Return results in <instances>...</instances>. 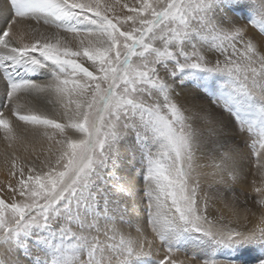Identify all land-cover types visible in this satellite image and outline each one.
<instances>
[{"label": "snow or ice", "instance_id": "obj_1", "mask_svg": "<svg viewBox=\"0 0 264 264\" xmlns=\"http://www.w3.org/2000/svg\"><path fill=\"white\" fill-rule=\"evenodd\" d=\"M122 9L109 15L114 5L102 0L0 8V127L10 131L7 115L17 117L31 145L22 163L12 159L20 178L9 187L20 198L0 199V264H176L170 255L190 242L213 253L189 264H245L236 253L252 250L264 264V227H217L205 191H232L244 160L235 141L259 128L253 190L264 213V0H132ZM41 17L78 46L25 24ZM36 72L51 79L27 78ZM46 91L64 123L21 114L22 100ZM38 138L52 143L37 147ZM205 150L211 164L199 162ZM157 239L167 248L159 260Z\"/></svg>", "mask_w": 264, "mask_h": 264}, {"label": "rangeland", "instance_id": "obj_2", "mask_svg": "<svg viewBox=\"0 0 264 264\" xmlns=\"http://www.w3.org/2000/svg\"><path fill=\"white\" fill-rule=\"evenodd\" d=\"M102 3H111V4H113L114 5V10H118L117 14H122V12H126L127 11V9H121L122 8V5L125 4V3L131 4L132 3V0H102ZM244 13H246V11ZM244 13H237V14L238 15H242V16L243 15L244 16H247ZM110 14L111 15H117L116 14V11L115 12H111ZM257 14H255V15H257ZM258 17H259V15L256 16V19H260V17L259 18ZM245 21H242V22L247 23V21L246 22ZM249 27L251 28L252 31L257 32V33L259 32V28H257L255 25H249ZM85 66H88V64H86ZM42 128L43 129L48 128V130L51 131L50 126H42ZM12 136L13 135H11V136L8 135L9 139H11V138L14 139ZM1 137H2V140H0L1 141L0 142V146H1L0 149H2V150L0 151V155H3L5 157H7L8 155H6L4 152H8V153L11 152L13 150L12 148H14L13 147L14 142L11 143L12 144L11 145L10 142H8L7 140L5 141L3 139V135ZM241 140L243 141L242 143L240 142ZM254 140L251 142L252 144L249 143L250 145L248 144L247 146L246 145L245 146L243 145L244 143H246L245 142L246 139H240L238 137L237 138V141L235 142V143H239V145H240V147H241V149H242V151L244 153V160H243V162H246L245 159H247V151L250 150L249 152H250V154L252 153V155H250L249 158L251 159V161H250V159H249V161H250V163L252 165L254 163L253 160L255 159V157H254L255 155H253L255 153V151L253 153V149L254 150H258V147H259V146H257V145H259V140H255L256 141L255 142L256 148L253 147ZM41 142L42 141H40L39 138H38L37 147H39V144ZM47 143H48L47 146H44L45 148H47L48 145L51 144L52 142L48 141ZM12 155L13 156L11 158L13 159V157H15L16 160H17V164L19 165L20 163H22L23 158L26 157L28 154L25 153L24 154V157H23L22 155H17L16 153L14 154V152H13ZM198 155L200 157H202L199 160V162H201L202 164H211L212 163L211 158H210V153L207 150H205L202 154L201 153L200 154L198 153ZM203 158H204V160H203ZM249 166H251V165H249ZM8 167L9 168L6 170V179L0 177V199H4L6 203H9L10 204L13 200H18L20 198L18 192L14 193V192L11 191V188H16L17 187L18 180H19L20 177H19V172L13 169V167H12V161H11V165H9ZM205 171H210V169L209 170L205 169ZM246 172H247V173H245L246 179H248L247 177L251 176V174H248V171H246ZM139 174H140V172H139V165H137L136 166V175L139 176ZM26 175H27V173H26ZM9 177L11 179L7 180V178H9ZM244 179H245V176H243V173H242L241 179L239 181H237V182L232 183V191H229V192H225L223 187L219 188V190L212 189L210 191L205 187V191H208V195L211 198L210 201H209V207H210V213H211L210 216H209V219L216 221L217 227H220V226H228V227H231V225L233 224L232 221L234 220V218L236 217V219H237L241 215L242 216H245V218L251 219V223H254V221H257L258 220V218H256V216L262 217V215H264V213H262L259 210L260 209V206H259V208L249 207V206L255 204V201L257 199V194L255 193V191L253 190V188L251 189V187H249L251 185V183L250 182H247L248 180L245 181ZM246 183H248L247 185H249V186H247ZM9 186H11V188ZM138 186L142 187V183L140 185H138ZM219 191H220V193H219ZM234 196L236 197V200L233 199ZM238 197H241L240 199H242L241 200L242 202H240V199ZM229 200H232V201L234 200L237 203L236 204H233V203L229 202ZM239 203H240V205H239ZM229 204H231V205H229ZM232 208L234 209V211H233ZM233 213L235 215L234 218H233V215H232ZM6 215H7V213H6ZM220 215L223 216L222 217L223 219H221V216ZM230 219H232V220H230ZM236 219H235V221L237 223H240V221L238 219L237 220ZM217 221H218V223H217ZM221 224H223V225H221ZM204 227L207 228L208 225L205 224ZM233 227L234 228H237V226H233ZM251 230H252V228H251ZM123 231L125 233H127L129 230L128 229H124ZM131 231H132L133 235H135V229L133 228V229H131ZM241 231H244V230L241 229ZM245 231H248V230H245ZM148 235H149V239H151L153 234L151 233V228L150 227L148 229ZM202 244H204V245H202ZM5 248H6V246L3 245L2 243H0V258H3V253L5 251ZM176 251H174L170 255V260L171 261H175L176 264H185L186 262H188L186 264H189L191 258L193 256H195V255H196L195 257H196V260L197 261L198 260L199 261H203L204 259H210L211 256H212V253H213V248H212L211 245L209 246V244L206 243V242H201V243H191L190 242V243H187V244H185V245H183V246L180 247V251H183V252H181V253H183L182 255L180 254L179 249L176 250ZM152 252H153L154 258L159 255V252L163 253V254L160 253L161 255L158 256V259L157 260H159L161 258L163 259V257L167 254V248H166V246H161L160 245V241L157 239L156 240V244H155V246L152 249ZM194 253H195V255H193ZM248 253L247 252H243V253H239V254H236V255L239 258L243 259L245 261V264H247V261L252 260L251 259L252 256L257 257V256L260 255V252L258 250H252V253H251L252 256L250 254H248ZM225 254H227V253H225ZM14 255L19 256L21 259H24L25 258V254H24V252L22 250H17L14 253ZM205 255H207V256H205ZM209 255H210V257H208ZM180 256L183 257V259ZM25 264H27V261H25ZM250 264H252V263H250Z\"/></svg>", "mask_w": 264, "mask_h": 264}, {"label": "bare ground", "instance_id": "obj_3", "mask_svg": "<svg viewBox=\"0 0 264 264\" xmlns=\"http://www.w3.org/2000/svg\"><path fill=\"white\" fill-rule=\"evenodd\" d=\"M119 2V1H118ZM10 7V0H0V8L2 7ZM122 9V8H121ZM116 11V14L118 12V10H114L113 12ZM244 13V12H242ZM110 14V13H109ZM113 14V13H112ZM246 15H248V12L246 11V13H244ZM111 15V14H110ZM258 15V14H257ZM256 15V16H257ZM244 16V15H243ZM259 18V17H258ZM49 23H45L44 22V18L41 17L40 20H39V23H37L36 21L34 20H27L25 21V24L26 25H29L30 26V29L31 30H36V32L43 36V37H59L61 38L62 40L66 41L69 46L73 47V49H75L77 46H78V39L74 38L72 36V34L66 32L63 27H61L60 29H57L55 24V20L54 18H49ZM2 22V21H0ZM246 22V21H245ZM258 28V27H257ZM29 34L31 35L32 32L30 31ZM25 42H27V40H25ZM2 54V53H0ZM27 78H30V79H35L37 83H45L47 81H49L51 78L50 76H47L45 74H42L41 72H36V73H33V74H30ZM186 83H189V86H191L190 82H186ZM5 95V90H4V86L3 84H0V98L4 97ZM203 103H207V101H201ZM21 105L23 106L24 108V111L21 113V114H36V115H45L47 116L48 118H57L58 122L60 123H64L65 121L63 119L60 118V116L58 115V113H62V108H61V102L59 101L57 95L53 92H44V93H41L40 94V97L39 98H32V97H28L26 98V100H22L21 102ZM64 103H67V100L65 99ZM0 104H2V99H0ZM5 112H6V115H7V110L5 109ZM7 118L9 119V125H10V128L11 130L10 131H6L4 128L0 127V140H2V135H3V139L8 142L13 143V147L12 148L13 150L11 152H4L6 155H8L7 157L3 156V155H0V177L1 178H4L6 179V170L9 168L8 166L11 165V161H12V153L14 152V154L16 153L17 155H22L24 157V154L27 153L28 154V151H26V147L29 149V151L31 150V145H28L26 143H22V139H23V133H24V128H23V124L24 122L22 121H18V118L15 117V116H11V115H7ZM42 126L44 125H37V126H32V125H29V129L33 128V127H36V128H39L40 129V135H42L43 133V128ZM260 130L259 128H254V130L252 132H245V135L243 137H239L240 139H246V143H244L243 145L247 146L249 143H251L254 139L255 140H260L261 137H260ZM9 136L13 135L12 137L14 139H9ZM31 138V137H30ZM16 140V141H15ZM254 140V142H256ZM1 142V141H0ZM48 141L46 139L42 140V143L44 146H47V143ZM236 142V141H235ZM252 144V143H251ZM12 145V144H11ZM250 145V144H249ZM259 146V145H257ZM1 147V146H0ZM3 147V146H2ZM252 147V146H251ZM4 148V147H3ZM256 148V147H255ZM244 149V148H243ZM248 149V148H247ZM2 149H0L1 151ZM249 150V149H248ZM252 150V149H251ZM245 151V150H244ZM250 151V150H249ZM247 151V159H245L246 162H243V176H245V181L248 180L247 182H250L251 185H247L248 183H246L247 186L251 187V189L253 188V180L257 181V186H259L260 184V177L259 175H257V161H256V158L253 160L254 163L253 165L250 163L251 159L249 158L250 155H252V153L250 154V152ZM254 151H257V150H254L253 149V153ZM3 152V151H2ZM252 152V151H251ZM200 154V153H199ZM254 155V154H253ZM28 156V155H27ZM255 157V156H254ZM202 158V157H201ZM246 158V157H245ZM250 159V161H249ZM204 160V158H203ZM205 162V161H204ZM8 163V164H7ZM201 163V162H200ZM260 163H264V160H261ZM202 164V163H201ZM251 165V166H249ZM209 170V169H207ZM246 171H248V174H251V176L247 177L248 179H246V175L245 173H247ZM11 179L10 177L7 178V180ZM243 179V178H242ZM244 181V182H245ZM234 190V189H233ZM220 193V191H219ZM244 195V194H243ZM239 199L241 197H238ZM216 199V198H215ZM232 199V198H231ZM228 200V199H227ZM236 200V199H235ZM242 199H240V202ZM249 200V199H248ZM255 200V199H254ZM229 202L233 203V204H236L237 202H235L234 200H229ZM253 203V202H252ZM215 204V203H214ZM232 204V205H233ZM231 205V204H229ZM228 205V206H229ZM240 205V203H239ZM250 205V204H249ZM211 206V205H210ZM240 207V206H239ZM249 207H254V208H259V205L257 204H254V205H251ZM213 209V208H212ZM231 209V208H230ZM233 209V208H232ZM238 209V208H237ZM225 211V210H224ZM234 211V209H233ZM260 213V212H259ZM233 215V218L235 217L234 213L232 214ZM221 217H223L222 215H220ZM256 218H258L257 221H254V223H251V219H248V218H245V216H240L238 217L237 219L240 221V223H237L235 221L236 217L234 218V220L232 221V225L231 227L233 226H237V229L238 230H241L243 229L244 231L245 230H248L250 231L251 228L252 230L253 229H258L259 227H264V223L261 222V217H258L256 216ZM236 219V220H237ZM232 220V219H230ZM250 220V221H249ZM218 223V221H217ZM217 225V224H216ZM223 225V224H221ZM225 225V224H224ZM151 238V237H150ZM204 245V244H202ZM189 246V245H188ZM206 246V245H205ZM210 246V244H209ZM198 247V246H197ZM200 247V246H199ZM192 248V247H191ZM195 248V247H194ZM193 249V248H192ZM208 249V248H207ZM205 251V250H204ZM177 252V251H176ZM179 252L180 254L182 255L183 251H180V248H179ZM178 252V253H179ZM185 252V251H184ZM193 252V251H192ZM254 252V251H253ZM159 252V255L163 254ZM203 253V252H202ZM179 254V255H180ZM185 254V253H184ZM198 254V253H197ZM205 254V253H204ZM239 254V253H237ZM158 255V256H159ZM195 255V253L193 254ZM158 256L155 257L156 260L158 259ZM196 256V255H195ZM199 256V255H198ZM197 256V257H198ZM204 256V255H203ZM202 256V257H203ZM207 256V255H205ZM154 257V256H153ZM181 257V256H180ZM210 257V255L208 256ZM160 258V257H159ZM183 259V257H181ZM180 258V259H181ZM162 259V258H161ZM181 259V260H182ZM188 259V258H187ZM203 259V258H202ZM185 261V260H184ZM191 261V260H190ZM199 261V260H198ZM188 263V262H186ZM185 263V264H186Z\"/></svg>", "mask_w": 264, "mask_h": 264}]
</instances>
